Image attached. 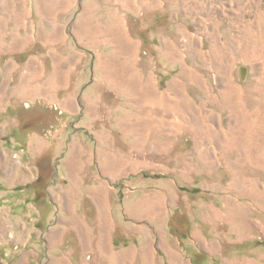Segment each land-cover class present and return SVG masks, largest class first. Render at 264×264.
Wrapping results in <instances>:
<instances>
[{"label":"rangeland","instance_id":"rangeland-1","mask_svg":"<svg viewBox=\"0 0 264 264\" xmlns=\"http://www.w3.org/2000/svg\"><path fill=\"white\" fill-rule=\"evenodd\" d=\"M62 1L42 0L40 11L46 5L57 6ZM96 1L101 4L102 0ZM137 5L148 7L135 9L138 13L129 16V28L142 43L139 59L143 73L152 77L154 73L157 80L146 81L148 76L143 77L136 90L143 97V104L131 108L124 101L123 117L129 118L132 110L140 116L151 115L145 98L154 96L157 89L174 97L175 115L188 111L191 124L196 123V115L205 116V127L194 124L190 134L167 140L173 147L164 150L160 146L162 156L150 160L157 163V172L147 176L143 173L135 179L137 187L140 186L135 192L111 191L110 195H101V210L86 201L85 207L77 211L88 217L90 225H83L85 220L80 217L74 218V210L59 211L77 225L63 229L57 219V233L65 234L68 230V234L64 239V235L57 236L58 240L48 242L40 230L46 229L56 210L45 192L50 179L39 178L37 171L54 172L59 168L55 152L51 149L40 152L42 146L37 145L41 139L37 145L36 140L31 145L27 140L24 144L23 130L27 132L30 127L16 131L13 115H0L3 222L18 219L27 226L25 240H0V264L264 262V256L254 251L264 240V232L251 225L254 222L249 218L222 224L219 257L199 256L188 242H193L188 239L191 234L208 225L205 221L208 211L199 204L201 200L209 202L214 196L227 195L224 187L240 180L237 179L240 175L264 184V0H141ZM37 8L38 0H0V82L5 81L4 69L13 70L15 63L37 53L17 49L32 35L28 22L35 20ZM12 44V49L6 50ZM182 91L184 101L189 96V105L181 104ZM108 103L114 110L116 105ZM22 115L29 116L25 110ZM36 125L34 130H40V124ZM7 130L17 136L9 137ZM204 149L213 158L202 163L197 155ZM136 164L135 159L131 160L129 171L133 172ZM9 189L13 191L10 195ZM6 197L9 203L23 197L25 202L6 208L9 204ZM151 212L153 217H148ZM218 217L216 210V219L211 221L217 223ZM10 231L7 228V233ZM167 243L179 253L169 252Z\"/></svg>","mask_w":264,"mask_h":264},{"label":"crops","instance_id":"crops-1","mask_svg":"<svg viewBox=\"0 0 264 264\" xmlns=\"http://www.w3.org/2000/svg\"><path fill=\"white\" fill-rule=\"evenodd\" d=\"M140 1L102 0L97 4L96 0H63L60 5H46L40 11L42 0H38L35 20L28 22L32 35H28L26 43L23 41L17 46L18 51L36 50L37 53L29 54L22 63H15L13 70L4 69L5 81L0 82V115L12 114L16 131L30 127L27 132L22 129L26 135L24 144L26 140L29 145L36 140L37 145L41 139L37 145L42 146L40 152L51 149L58 161L59 168L54 172L37 171L39 178L50 179L45 192L56 210V215L49 217L46 229L40 230L48 242L58 240L57 236L64 235V239L68 234V230L65 234L57 233V219L63 229L77 225L74 219L59 211L74 210V218L80 217L85 220L83 225H90L88 217L77 211L85 207L86 201L101 210V195H110L111 191L135 192L140 187L135 179L141 178L143 173L147 176L157 172V163L150 160L162 156L160 146L164 150L167 146L173 147L167 140L190 134L194 124L201 123L198 126L205 127V116L196 115V123L191 124L188 111L175 115L174 97L157 89L154 96L145 98L151 115L140 116L132 110L129 118L123 117L124 101H128L131 108L137 103L143 104V97L136 93L143 77L148 76L146 81L157 80L154 73L153 77L143 73L142 59H139L142 43L133 37L129 28V16L138 13L135 9L148 7L137 5ZM30 13L31 16L33 13ZM13 46L8 45L6 50ZM108 102L116 105L114 110ZM180 102L189 105V96L184 101V91ZM23 110L29 116L24 117ZM36 124H40V130H34ZM50 129L53 131L49 132ZM16 136L9 133V137ZM12 141L18 144L17 140ZM205 151L198 153L197 158L203 160L199 162L213 158L211 152ZM134 159L137 164L131 172L129 168ZM237 179L240 180L224 187L227 195L199 202L208 211L205 217L208 225L188 238L193 240L194 243L188 240L189 246H194L197 255L219 257L223 223L229 225L232 221L249 218L254 222L251 225L264 232V184L245 175ZM144 184L146 186V181ZM10 192L13 191L9 189L8 195ZM2 199L0 194V240H25L27 226L24 222L18 219L3 222ZM24 199L9 203L6 197L5 202L9 203L6 208L19 207ZM69 202L74 205L69 206ZM216 210L219 211L218 222L213 223L211 218L216 219ZM153 215L151 212L148 217ZM7 228L11 230L8 233ZM166 249L179 253L169 243ZM254 251L264 256V240Z\"/></svg>","mask_w":264,"mask_h":264}]
</instances>
